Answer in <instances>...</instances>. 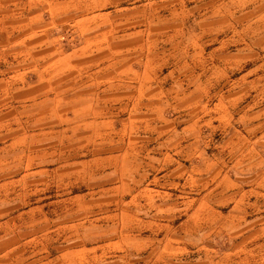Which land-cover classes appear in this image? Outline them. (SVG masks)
<instances>
[{
	"label": "rangeland",
	"instance_id": "1",
	"mask_svg": "<svg viewBox=\"0 0 264 264\" xmlns=\"http://www.w3.org/2000/svg\"><path fill=\"white\" fill-rule=\"evenodd\" d=\"M0 3L13 14L0 22V262L224 264L230 246L216 234L161 259L167 229L146 222L155 204L140 190L170 162L160 127L177 93L210 81L212 105L232 84H248L240 77L250 70L264 84V0ZM202 51L212 57L204 72L200 56L190 64ZM224 53L220 72L213 64ZM241 56L250 61L235 63ZM207 138L216 153L224 138ZM250 246L225 264H264V251Z\"/></svg>",
	"mask_w": 264,
	"mask_h": 264
},
{
	"label": "crops",
	"instance_id": "2",
	"mask_svg": "<svg viewBox=\"0 0 264 264\" xmlns=\"http://www.w3.org/2000/svg\"><path fill=\"white\" fill-rule=\"evenodd\" d=\"M32 7L39 6L25 8L27 13ZM9 9L0 3V22L13 16ZM23 27L30 29L31 25L25 23ZM4 40L8 43L13 38L7 35ZM205 54V51L193 54L190 63L200 62L196 59L200 56L203 72L205 66L211 65L212 59L210 53L208 56ZM1 55L3 52L0 51V93L4 81ZM235 61L242 63L250 59L241 56ZM216 62L217 65L213 66L220 72L227 71L226 53L219 54ZM253 73L256 71L243 73L240 78L248 84H232L218 95L212 105L206 101L210 100V85H204L211 84L210 81H194L189 90L186 88V93H177L172 101L175 103L172 112L162 108L160 136L163 142L171 141L170 162H161L156 176L147 183L148 187L140 190V193H145L147 202L153 200L155 204L151 209L145 208L144 213L154 219L146 222L155 226L158 233L167 229L164 249L163 246L160 249L161 259L162 250L170 255L192 252L197 243L206 242L211 234L223 237L224 244L230 246L229 251L221 256L224 264L232 257L239 263L237 259L250 243L251 249L264 251V84H257L263 77L251 78ZM10 83L12 88L11 80ZM193 84H202L203 87ZM225 86L223 84L222 88ZM212 134H221L224 138L216 146V153L209 151L210 138L207 137ZM218 152L219 157L216 156ZM162 163L168 164L165 167ZM122 188L131 190L125 181ZM114 189L108 188L111 191L107 194L108 202L114 199ZM125 194L123 192V196ZM259 205L262 209L252 210ZM215 215L225 218V223H210V216ZM227 219H232L230 224ZM196 237L201 238L195 240ZM114 244L108 239L105 245L110 247ZM78 252L75 251V255Z\"/></svg>",
	"mask_w": 264,
	"mask_h": 264
}]
</instances>
